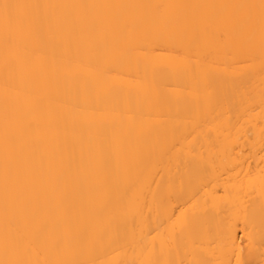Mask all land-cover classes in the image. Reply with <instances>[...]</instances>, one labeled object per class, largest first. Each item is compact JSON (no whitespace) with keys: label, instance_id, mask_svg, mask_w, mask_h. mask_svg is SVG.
<instances>
[{"label":"bare ground","instance_id":"obj_1","mask_svg":"<svg viewBox=\"0 0 264 264\" xmlns=\"http://www.w3.org/2000/svg\"><path fill=\"white\" fill-rule=\"evenodd\" d=\"M0 264H264V0H0Z\"/></svg>","mask_w":264,"mask_h":264}]
</instances>
